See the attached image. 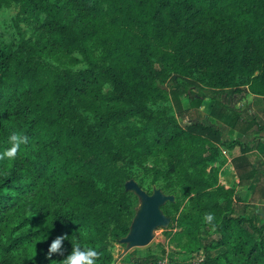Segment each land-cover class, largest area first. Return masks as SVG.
I'll list each match as a JSON object with an SVG mask.
<instances>
[{"label": "trees", "instance_id": "1", "mask_svg": "<svg viewBox=\"0 0 264 264\" xmlns=\"http://www.w3.org/2000/svg\"><path fill=\"white\" fill-rule=\"evenodd\" d=\"M12 5L15 37L0 36V153L12 132L29 142L0 159V264H64L77 244L115 264L139 204L126 182L146 174L139 168L175 196L162 206L174 256L264 264V164L226 140V126L184 123L159 104L172 90L264 99V0H0ZM229 123L263 129L239 113ZM224 150L238 185L259 175L243 206L220 177ZM57 235L67 237L63 254L48 257Z\"/></svg>", "mask_w": 264, "mask_h": 264}, {"label": "rangeland", "instance_id": "2", "mask_svg": "<svg viewBox=\"0 0 264 264\" xmlns=\"http://www.w3.org/2000/svg\"><path fill=\"white\" fill-rule=\"evenodd\" d=\"M18 8L15 5L12 6H6L0 9V36L4 39L11 40L15 37L16 30L13 27V18L17 15ZM170 99L167 101H161L159 104L161 106H170L173 108V110L176 112V114L179 116V119L182 122H186L189 119H206V113L208 112V115L214 119L219 120V123L226 126L227 128L231 127V124L229 122H232V120L236 117V115L239 113L244 118H252L255 116V119L257 121V124H263L264 123V117L262 116V109H261V102L262 101L259 97L254 96L251 101V97H246L245 100H242L241 103L243 104L241 107H237L238 103L235 102L233 98L228 97V93L224 92L222 95L223 101L222 104L221 101L217 99L210 98L212 100V105L206 104L205 101H208L207 98H203L200 96L198 98L195 93L189 92L187 94L183 90H172ZM214 102V103H213ZM247 102V103H246ZM249 102V103H248ZM225 103L227 106H225ZM232 108V109H230ZM253 110V112L251 111ZM209 110V111H208ZM261 116V117H260ZM223 118V119H220ZM152 165V163L150 162ZM226 164V163H225ZM224 164V165H225ZM137 171L146 173L144 176L140 177H131L126 182V188L129 186L132 188L130 191L133 190L134 193L138 195L139 198V204L136 209V213L133 219L132 224V231L129 232L133 234L135 232V223L141 219L143 216V213L145 212V208L147 205V202L144 200L143 196L138 194L136 192V189H140L144 191L147 194H158L163 195L165 198H167V201H165L161 206L166 204L167 202H174L175 196L172 194L165 193L160 186H162V182L156 183V185L152 184V177L150 173H147L146 171L142 170L141 168L137 169ZM231 172V167L227 166L224 168V175H228ZM143 182V185L141 186L140 182ZM242 186L239 185L238 188H241ZM146 188L152 189L151 192H148ZM241 197L242 194H240ZM239 205L243 206L244 204L242 202L239 203ZM262 211H264V205H262ZM164 220L156 227L154 230V236L148 242V244L145 245H138L131 241H122L125 239L128 235H126L124 238L121 239L119 243L115 245L114 254L116 257L115 264H135L136 258L143 256L149 248L152 249L154 253L161 254V248L160 245H164L166 250H170V252H173V247L168 244V236L169 234L174 230L173 228V222L170 216L165 214ZM210 240L209 238L207 239ZM184 255V254H181Z\"/></svg>", "mask_w": 264, "mask_h": 264}, {"label": "crops", "instance_id": "3", "mask_svg": "<svg viewBox=\"0 0 264 264\" xmlns=\"http://www.w3.org/2000/svg\"><path fill=\"white\" fill-rule=\"evenodd\" d=\"M254 96H255L254 94L248 93L242 98V100H245L246 97H251V99L249 100V101H251ZM257 97H259L262 100V101H260L262 103L260 107H261L262 113H263L262 116L264 117V99L262 96H257ZM207 100L208 101H205L206 104L212 105V100L210 99V97H207ZM242 100H240V102H238L237 107H241L243 105V104H239V103H241ZM251 111L253 112L252 109H251ZM203 121L206 124L213 125L214 127H219L221 125L219 123V120L210 117L208 115V112L206 113V119ZM260 125L263 127V129H259L257 126H255L254 128H252L250 130L236 129L234 127H229V128L224 130V136H225L226 140L230 141V140L238 139V140H241L242 142H244L246 145H249L252 148L246 155L251 162H254L257 165L264 164V123L260 124ZM224 153L228 159H227L226 164L222 167L220 177L222 178V180L226 181L227 183L235 182L237 185V191L239 192V194H242V196H243L242 201H240V202H242L243 204H248L251 193L255 189V186L258 182L259 175H256L254 177V179L252 180L250 185H244L241 188H238L239 179L235 175V170H234V165L232 163L231 154L225 150H224ZM227 166L231 167V172L228 175H224L223 174L224 168ZM257 205H258V209L264 214V211H262V205H264V199H261L257 203ZM246 212L248 215H251V213L253 212V207L248 206L246 209Z\"/></svg>", "mask_w": 264, "mask_h": 264}, {"label": "clouds", "instance_id": "4", "mask_svg": "<svg viewBox=\"0 0 264 264\" xmlns=\"http://www.w3.org/2000/svg\"><path fill=\"white\" fill-rule=\"evenodd\" d=\"M28 142L29 138L26 135L12 132L8 136V144L10 146L6 148L4 152L0 153V159H15L21 145H25ZM204 219L210 223L213 220V216L207 214ZM66 238L65 235H57L48 245L46 255L51 257L53 253L63 254V242ZM45 239H47V237H45ZM97 258L98 252L95 248H85L77 244L73 246L71 252L64 257V264H96Z\"/></svg>", "mask_w": 264, "mask_h": 264}, {"label": "water", "instance_id": "5", "mask_svg": "<svg viewBox=\"0 0 264 264\" xmlns=\"http://www.w3.org/2000/svg\"><path fill=\"white\" fill-rule=\"evenodd\" d=\"M127 189L131 190L132 188L127 186ZM136 192L142 195L147 202L146 210L141 219L135 223V232L133 234L129 233L122 241H131L138 245H145L150 242L154 236V230L165 218L160 206L167 201V198L158 194L150 195L140 189H136ZM132 228L133 227H131L130 232L132 231Z\"/></svg>", "mask_w": 264, "mask_h": 264}, {"label": "built area", "instance_id": "6", "mask_svg": "<svg viewBox=\"0 0 264 264\" xmlns=\"http://www.w3.org/2000/svg\"><path fill=\"white\" fill-rule=\"evenodd\" d=\"M203 260V255L198 252L192 256L186 255H173L170 250H167L164 255L149 262H136L135 264H199Z\"/></svg>", "mask_w": 264, "mask_h": 264}]
</instances>
